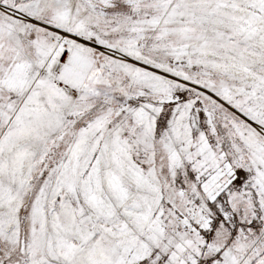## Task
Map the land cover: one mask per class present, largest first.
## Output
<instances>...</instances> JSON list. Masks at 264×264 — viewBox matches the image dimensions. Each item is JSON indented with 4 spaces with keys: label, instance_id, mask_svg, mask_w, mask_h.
Instances as JSON below:
<instances>
[{
    "label": "snow or ice",
    "instance_id": "obj_1",
    "mask_svg": "<svg viewBox=\"0 0 264 264\" xmlns=\"http://www.w3.org/2000/svg\"><path fill=\"white\" fill-rule=\"evenodd\" d=\"M0 264H264V0H0Z\"/></svg>",
    "mask_w": 264,
    "mask_h": 264
}]
</instances>
